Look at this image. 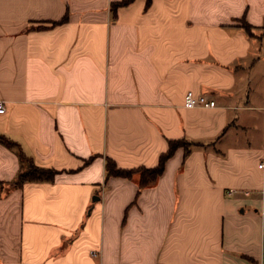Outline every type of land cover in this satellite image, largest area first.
I'll return each mask as SVG.
<instances>
[{
  "label": "crops",
  "instance_id": "1",
  "mask_svg": "<svg viewBox=\"0 0 264 264\" xmlns=\"http://www.w3.org/2000/svg\"><path fill=\"white\" fill-rule=\"evenodd\" d=\"M118 1L0 0V264H264V0Z\"/></svg>",
  "mask_w": 264,
  "mask_h": 264
},
{
  "label": "trees",
  "instance_id": "2",
  "mask_svg": "<svg viewBox=\"0 0 264 264\" xmlns=\"http://www.w3.org/2000/svg\"><path fill=\"white\" fill-rule=\"evenodd\" d=\"M133 0H121L115 3L116 5H123L131 2ZM150 2L151 0H147ZM247 30L251 32V26L249 24H245ZM0 141L3 142L10 148L16 149L19 154L21 164L23 168L18 174V177L15 181L16 185H22L27 181H51L54 176L58 172V170L54 168L42 167L35 163V161L28 157L19 147L18 143L7 136L0 134ZM186 142L184 140H170L169 149L167 152L163 153L160 157L159 164L156 167L148 168V167H138V168H121L118 167L116 162L110 158L107 159V173L108 175H122V176H133L136 172L141 174L140 176V186H145L151 181H153L164 169V164L166 159L173 154L175 149ZM189 147L187 146V153L189 152Z\"/></svg>",
  "mask_w": 264,
  "mask_h": 264
},
{
  "label": "built area",
  "instance_id": "3",
  "mask_svg": "<svg viewBox=\"0 0 264 264\" xmlns=\"http://www.w3.org/2000/svg\"><path fill=\"white\" fill-rule=\"evenodd\" d=\"M185 106L194 107V106H208L213 107L216 105V100L209 98L206 94H196L193 90H188L185 95ZM6 111V104L3 100H0V112ZM264 162L260 164L262 166ZM229 193H233L234 189H229Z\"/></svg>",
  "mask_w": 264,
  "mask_h": 264
}]
</instances>
